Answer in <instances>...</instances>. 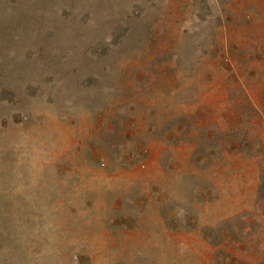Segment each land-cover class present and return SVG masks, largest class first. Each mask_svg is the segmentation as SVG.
<instances>
[{
    "label": "rangeland",
    "instance_id": "obj_1",
    "mask_svg": "<svg viewBox=\"0 0 264 264\" xmlns=\"http://www.w3.org/2000/svg\"><path fill=\"white\" fill-rule=\"evenodd\" d=\"M0 264H264V0H0Z\"/></svg>",
    "mask_w": 264,
    "mask_h": 264
}]
</instances>
